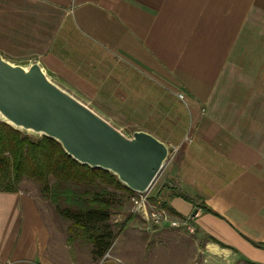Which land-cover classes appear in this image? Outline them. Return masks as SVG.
I'll return each instance as SVG.
<instances>
[{
	"label": "crops",
	"instance_id": "obj_1",
	"mask_svg": "<svg viewBox=\"0 0 264 264\" xmlns=\"http://www.w3.org/2000/svg\"><path fill=\"white\" fill-rule=\"evenodd\" d=\"M8 48L174 149L149 195L204 260L264 264V0H0ZM48 242L35 199L0 190V264H49Z\"/></svg>",
	"mask_w": 264,
	"mask_h": 264
},
{
	"label": "water",
	"instance_id": "obj_2",
	"mask_svg": "<svg viewBox=\"0 0 264 264\" xmlns=\"http://www.w3.org/2000/svg\"><path fill=\"white\" fill-rule=\"evenodd\" d=\"M0 120L56 140L74 160L111 172L133 192L147 191L170 157L167 143L143 129L129 134L36 58L14 63L0 54Z\"/></svg>",
	"mask_w": 264,
	"mask_h": 264
},
{
	"label": "trees",
	"instance_id": "obj_3",
	"mask_svg": "<svg viewBox=\"0 0 264 264\" xmlns=\"http://www.w3.org/2000/svg\"><path fill=\"white\" fill-rule=\"evenodd\" d=\"M23 179L34 182L55 215L68 223L67 241L88 246L93 263L138 216L130 211L121 223L111 221L134 194L114 174L79 163L48 136H34L0 120V190L18 191ZM149 200L170 210L159 191Z\"/></svg>",
	"mask_w": 264,
	"mask_h": 264
},
{
	"label": "rangeland",
	"instance_id": "obj_4",
	"mask_svg": "<svg viewBox=\"0 0 264 264\" xmlns=\"http://www.w3.org/2000/svg\"><path fill=\"white\" fill-rule=\"evenodd\" d=\"M27 46L30 48L31 44ZM15 50V48H11L9 52L0 50V54L14 63H25L34 58L39 59L30 50L24 53H16L14 52ZM111 119L129 134L135 130L120 124L113 117ZM173 152L171 149L170 157L153 182L155 187L160 184L164 168L172 157ZM18 186L21 192L35 199L49 229V242L46 250L49 264H97L91 262L88 246L77 241L73 243L67 241L68 223L55 215L51 206L40 196L37 185L34 182L23 179ZM131 207L129 200L123 210L112 214L111 221L115 224L121 223L126 214L132 211ZM198 248L197 239H193L192 232L168 229L153 231L150 230V224L138 215L115 238L111 248L103 258L112 256L121 260V264H210L204 260L205 256L201 252V247ZM240 263L241 261L238 259L235 264ZM217 264L222 263L218 262Z\"/></svg>",
	"mask_w": 264,
	"mask_h": 264
},
{
	"label": "built area",
	"instance_id": "obj_5",
	"mask_svg": "<svg viewBox=\"0 0 264 264\" xmlns=\"http://www.w3.org/2000/svg\"><path fill=\"white\" fill-rule=\"evenodd\" d=\"M178 96L182 98V94L179 93ZM150 189L151 187L142 193L134 192L130 197L132 211L140 215L150 225L167 224L169 227H178L182 224L186 227L187 231L192 232V226L186 220L171 217L168 211L159 203H153L149 200Z\"/></svg>",
	"mask_w": 264,
	"mask_h": 264
}]
</instances>
